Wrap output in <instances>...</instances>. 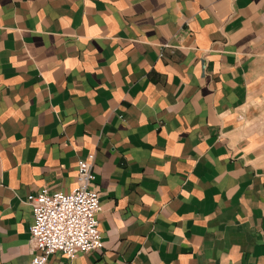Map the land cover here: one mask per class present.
Returning a JSON list of instances; mask_svg holds the SVG:
<instances>
[{"label": "crops", "instance_id": "1", "mask_svg": "<svg viewBox=\"0 0 264 264\" xmlns=\"http://www.w3.org/2000/svg\"><path fill=\"white\" fill-rule=\"evenodd\" d=\"M89 153L102 246L43 264H264V0H0V264Z\"/></svg>", "mask_w": 264, "mask_h": 264}, {"label": "built area", "instance_id": "2", "mask_svg": "<svg viewBox=\"0 0 264 264\" xmlns=\"http://www.w3.org/2000/svg\"><path fill=\"white\" fill-rule=\"evenodd\" d=\"M92 163V153L77 159L75 185L66 192L41 188L25 196L31 211L29 240L37 252L31 256V264H43L55 252L71 258L101 248L96 219L100 205Z\"/></svg>", "mask_w": 264, "mask_h": 264}]
</instances>
